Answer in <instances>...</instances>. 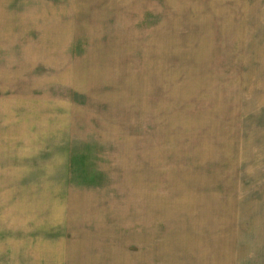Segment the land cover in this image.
I'll use <instances>...</instances> for the list:
<instances>
[{
	"label": "rangeland",
	"instance_id": "374dc122",
	"mask_svg": "<svg viewBox=\"0 0 264 264\" xmlns=\"http://www.w3.org/2000/svg\"><path fill=\"white\" fill-rule=\"evenodd\" d=\"M58 1L61 46L0 50V264L231 238L181 221L264 207V0Z\"/></svg>",
	"mask_w": 264,
	"mask_h": 264
},
{
	"label": "crops",
	"instance_id": "0c3cea01",
	"mask_svg": "<svg viewBox=\"0 0 264 264\" xmlns=\"http://www.w3.org/2000/svg\"><path fill=\"white\" fill-rule=\"evenodd\" d=\"M64 2L70 8L74 0ZM106 3L107 0H95L92 4L105 6ZM58 4H60L58 0H0V50H47L50 46H61L62 43L58 41L57 36V29L62 24ZM70 21L67 25L69 34H66V40H70L73 48L83 47L82 39L89 38L84 32L86 21L83 17L76 20L72 18ZM72 24H76L81 34L73 37L75 27ZM102 28V36L100 35L98 44L101 45V50H105V25L102 24ZM82 34L84 38L81 39ZM183 216L181 223L192 226L196 233L201 229L210 232L227 230L232 232V237L227 240L209 238V247L203 244V240L194 239L191 244L184 246L183 250H175L168 248L169 245L164 242L155 245V242L148 238H131V231L135 229L124 230L125 238H122L123 230H119L117 239H87L81 249L67 252L65 257L68 258L64 261L66 264H259L263 262L264 256L259 254V247L264 248V207L257 208L255 212L243 207L228 206L194 208L192 213ZM146 219L143 218L141 222L144 223ZM138 233L147 235V231ZM250 234L253 237L256 235L257 238H250ZM235 246H241L244 252L240 254L239 250L234 249ZM217 247H225V249H217ZM254 247L257 248L255 251L258 255L251 258L250 250Z\"/></svg>",
	"mask_w": 264,
	"mask_h": 264
}]
</instances>
